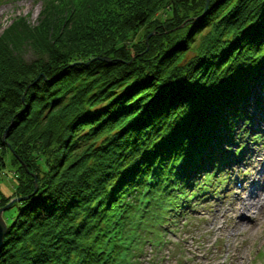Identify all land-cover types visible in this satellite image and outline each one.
Segmentation results:
<instances>
[{"label":"trees","instance_id":"trees-1","mask_svg":"<svg viewBox=\"0 0 264 264\" xmlns=\"http://www.w3.org/2000/svg\"><path fill=\"white\" fill-rule=\"evenodd\" d=\"M204 5L53 0L0 33V174L8 154L17 179L0 205L22 197L0 264H139L263 139L264 0Z\"/></svg>","mask_w":264,"mask_h":264},{"label":"rangeland","instance_id":"rangeland-1","mask_svg":"<svg viewBox=\"0 0 264 264\" xmlns=\"http://www.w3.org/2000/svg\"><path fill=\"white\" fill-rule=\"evenodd\" d=\"M52 3L53 0H0V33L17 18L31 26L36 25L41 18L40 12L51 8ZM24 56L30 58L31 51L24 50ZM260 122L262 124L259 126H262L264 115ZM260 131L263 132L261 128ZM261 141H246L244 153L247 151L250 154L254 148L263 146ZM238 159L236 157L229 165L230 172L225 170L226 181L216 185L218 195L211 194L210 198L194 199L182 214L179 211L180 215L168 218L167 224L159 231L160 246L146 241L139 264H264V205L262 212L257 216L259 224L256 232L253 233L251 228L247 227V230H243V238L237 246V251L243 255V259L234 256L228 245L231 235L235 233L231 228L239 227V210L235 200L245 193L239 179L253 171V168L246 164L239 165ZM5 161L3 172L0 174V187L5 195H11L17 179L8 154L5 155ZM219 205L224 208L232 205L231 212L222 218L226 225L225 231L214 230V223L218 221L219 214L216 210Z\"/></svg>","mask_w":264,"mask_h":264},{"label":"bare ground","instance_id":"bare-ground-1","mask_svg":"<svg viewBox=\"0 0 264 264\" xmlns=\"http://www.w3.org/2000/svg\"><path fill=\"white\" fill-rule=\"evenodd\" d=\"M260 121V118L255 116V125H257L259 129L261 128L263 130L264 135V124L259 126L262 124ZM261 143L263 146L254 148L251 150L252 152L250 151V154H248L246 151L239 159V165L246 164L253 168V171L250 172L248 176L241 177L239 179L241 184H243V186L241 184L240 185L241 188L243 187L242 190H244L245 193L240 197H237L235 200L239 210L237 214V223H239V227L236 229L231 228V230L235 231V233L231 235V240L228 243L234 253V256H238L240 260L243 259V255L241 256L240 253H238L237 246L240 242V239L243 238V230H247V227L251 228L253 233L256 232L259 224L257 221V216L262 212L261 208L264 205V137ZM226 170L229 172L231 171L229 167ZM231 209L232 205L227 208L219 205L218 209L216 210L219 214L217 216L218 221H215L214 223V230H226V225L223 221L224 219L222 218L227 216L231 212ZM209 264H211V262ZM212 264H218V262Z\"/></svg>","mask_w":264,"mask_h":264},{"label":"water","instance_id":"water-1","mask_svg":"<svg viewBox=\"0 0 264 264\" xmlns=\"http://www.w3.org/2000/svg\"><path fill=\"white\" fill-rule=\"evenodd\" d=\"M207 3H208V0H205L204 10H203L202 14L205 13V11H206ZM35 190H36V182H35V178H34V191ZM20 198H22V197H20V196L11 197L7 202L0 205V246L2 244V240H3L4 234L6 231V227H7L6 220L3 217V211L8 209L14 201H16Z\"/></svg>","mask_w":264,"mask_h":264}]
</instances>
